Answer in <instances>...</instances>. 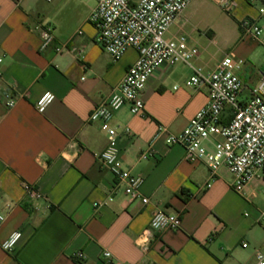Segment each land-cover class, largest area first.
Here are the masks:
<instances>
[{
  "label": "crops",
  "instance_id": "crops-1",
  "mask_svg": "<svg viewBox=\"0 0 264 264\" xmlns=\"http://www.w3.org/2000/svg\"><path fill=\"white\" fill-rule=\"evenodd\" d=\"M221 1L192 0L166 38L186 39L199 56L150 78L144 116L125 105L109 124L118 134L123 167L145 180L142 193L150 201L144 206L115 190V178L100 162L104 124L89 119L111 98L137 52L114 61L100 47L89 22L95 0H0V212L6 217L0 264H252L264 253L262 181L238 194L228 168L212 178L207 165L186 161L183 147L167 145L165 136L155 139L160 127L181 134L207 105V87L186 86L193 68L207 74L227 55L243 60L242 99L264 74L263 47L240 30L246 19L264 28V0H232L231 14L222 13ZM41 25L56 36L44 51ZM233 26L236 37L224 42L232 49L215 47ZM59 45L66 49L61 55ZM47 92L55 101L40 114L36 102ZM9 99L17 104L12 109ZM100 203L106 205L96 208ZM159 211L178 214L180 229L146 236ZM15 232L22 238L7 254L1 244Z\"/></svg>",
  "mask_w": 264,
  "mask_h": 264
},
{
  "label": "built area",
  "instance_id": "built-area-1",
  "mask_svg": "<svg viewBox=\"0 0 264 264\" xmlns=\"http://www.w3.org/2000/svg\"><path fill=\"white\" fill-rule=\"evenodd\" d=\"M255 4L260 0H245ZM96 7L89 17V22L98 32L97 43L114 61L120 60L128 50L138 54L136 62L128 69L111 98L96 107L89 119L90 122H102L107 133V146L100 155V162L115 178V190L121 191L130 200H139L144 206L149 201L143 196L145 180L132 175L120 162L118 134L109 127L115 114L128 106L134 116H144L145 106L143 92L150 78L163 68H174L179 64L190 65L200 52L190 47L184 38L169 40L166 34L171 26L181 18L192 0H95ZM222 12L231 14L232 0L220 2ZM264 19V7L259 9ZM241 34L259 43L264 49V28L256 20L246 19L240 23ZM41 38V51L46 50L56 40L54 29L48 25L38 28ZM216 43V42H215ZM66 49L57 46L55 51L61 55ZM2 60L0 59V64ZM244 61L232 55L224 57L216 69L205 74L200 68H193V76L187 81L188 88L205 86L209 90L207 105L190 121L181 134H172L164 127L159 128L160 136L166 137L169 146H180L185 149L186 161L207 165L212 178L220 168H228L234 176V190L243 194L245 189L255 181H262L264 186V74L256 87L251 90L250 98L242 99L244 84L239 72ZM175 90L178 87L174 88ZM55 101L52 93L41 95L36 102V109L44 114ZM7 107L14 108L15 100L9 99ZM151 153L142 156L148 159ZM26 191L33 197H39L29 187ZM207 188H211L208 185ZM264 197V187L262 190ZM110 197L108 202H112ZM106 203L96 204V208ZM6 217L0 212V227ZM182 224L178 214L164 211L156 212L152 218L146 236L152 233L176 231ZM264 228V211L260 217ZM22 238L20 232L13 233L1 244L2 250L13 254ZM243 248H247L246 244ZM146 250V248H145ZM111 258L110 252L103 254ZM76 258L83 260V254ZM252 264H264V253H258Z\"/></svg>",
  "mask_w": 264,
  "mask_h": 264
},
{
  "label": "rangeland",
  "instance_id": "rangeland-1",
  "mask_svg": "<svg viewBox=\"0 0 264 264\" xmlns=\"http://www.w3.org/2000/svg\"><path fill=\"white\" fill-rule=\"evenodd\" d=\"M230 26H231V24H230ZM229 31H230V33H229L228 37H224V36L223 37H221V36L218 37L219 45H214L215 47H218V48H220L223 51H229L228 49H230L231 47L229 48V46H227V44H224V42L226 41L228 43L230 41H233L234 38L237 35V32H238L236 27H234V26H233V29L229 28Z\"/></svg>",
  "mask_w": 264,
  "mask_h": 264
}]
</instances>
